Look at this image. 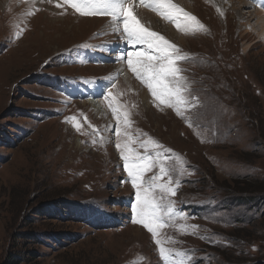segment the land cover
<instances>
[{"label": "rangeland", "instance_id": "1", "mask_svg": "<svg viewBox=\"0 0 264 264\" xmlns=\"http://www.w3.org/2000/svg\"><path fill=\"white\" fill-rule=\"evenodd\" d=\"M195 1L203 31L180 25L178 1L176 22L166 21L185 39L169 41L184 58L174 65L184 70L177 81L188 101L179 115L132 71L148 106L125 88L117 69L127 62L108 49L121 42L109 18L82 23L73 8L45 1L11 0L0 10V264H165L155 239L167 264H264V41L241 38L238 19L226 24L208 1ZM50 7L58 12L46 16ZM140 9L133 15L141 21ZM85 45L110 62L79 61ZM74 77L102 78L107 114L96 119L80 103L94 83L68 91ZM117 126L121 146L127 127L154 156L160 151L153 171L163 161L171 175L160 182L178 189L166 197L173 213L155 238L132 222L136 190Z\"/></svg>", "mask_w": 264, "mask_h": 264}, {"label": "snow or ice", "instance_id": "2", "mask_svg": "<svg viewBox=\"0 0 264 264\" xmlns=\"http://www.w3.org/2000/svg\"><path fill=\"white\" fill-rule=\"evenodd\" d=\"M64 3L71 5L80 15L108 14L114 20L122 17L121 23L123 33L126 34V43L134 48L146 46L143 50L130 51L124 55L123 58L126 59L128 67L136 78L146 85L153 97L161 99L167 103L168 107L175 108L177 115L180 114L178 106L186 104L188 101L183 98L182 86L177 81V73L184 70L174 65L184 58L174 57L173 54L178 52V49L163 35L141 25V21L136 15H133L129 0H64ZM160 3L168 4V0H160ZM56 6L60 7L61 4L57 2ZM168 6L175 8L174 5L168 4ZM185 15L187 16V14ZM190 19L196 22L197 29L203 28L196 17L191 16ZM132 57L137 59L134 61ZM181 79L184 78L181 77ZM170 83L173 86H170ZM112 111L117 116L119 123V113L115 108ZM125 125H127V120H125ZM113 132L117 138L116 147L124 161L125 171L136 190V204L132 209L135 216L132 222L142 224L155 238L157 229L163 226L164 216L173 213L172 203L170 201L166 203V197L168 194L174 195L178 189L170 186L171 181L169 183L160 182L162 176L171 175L170 171L166 170L163 161L159 162L158 171H153L157 168L160 151H156L154 156L152 152L148 151V143L139 137L133 139L134 133L127 127L124 130L125 143L121 146L119 126L115 127ZM151 142L156 145L157 149L163 150V145L154 140ZM135 145L139 147L137 148ZM140 148L145 151L141 153ZM176 183L180 182L176 181ZM154 242L158 246L161 259L167 264L166 250L160 247L162 241L155 239ZM179 264H183V261Z\"/></svg>", "mask_w": 264, "mask_h": 264}, {"label": "bare ground", "instance_id": "3", "mask_svg": "<svg viewBox=\"0 0 264 264\" xmlns=\"http://www.w3.org/2000/svg\"><path fill=\"white\" fill-rule=\"evenodd\" d=\"M30 1H33L36 4L38 1L39 2L45 1L46 3H49L48 5H50L51 3L52 4L57 3L56 0H52V2H49V0H30ZM171 1H174V2L178 1V5H182V7L178 6L179 8H182V9H178L176 6V8L179 10V12L185 17L184 21L182 23H180V25L183 28H185V27L194 28L193 26L196 25V23H194V21H192L190 19V17L195 16V14H194V13H196L195 11H198V9H196L197 7L193 4L196 1L195 0H170V2ZM206 1H208L209 5L213 6V8H215V10L217 12H219V14H220L219 18L222 17L224 19V21L226 22V24L229 21L228 18L230 19L232 16H233V18L238 19V22H237L238 23V30L240 32L241 38H249L252 36V37L256 38V41H255L256 43H262L264 41V11L263 10L256 9V8H253V10L245 9V8H249V2L246 0H206ZM10 2H11V0H0V10L2 12H5L4 8L9 6ZM54 9L52 7H50L48 11L45 10V13L48 12L46 14V16L58 12L57 10H54ZM66 10L67 11L65 12V14L69 13V10L68 9H66ZM176 14H177V12H176ZM185 14H187V16ZM139 16H140L141 22L143 24H145L148 29H155L161 35L166 37V39L168 41L174 42L173 39H175L176 44L179 46V42L183 43V41L185 40L179 36H176V33H175L176 30L173 28V26L171 24L166 22L168 20H171L174 15L170 16L171 18H169V17L168 18H160L152 12H149L145 9H140L139 10ZM81 17H82L81 18L82 23H84L86 21L87 22L88 21L93 22L96 20H97V22H100L101 21L100 19L105 18V17H100V16H88V17L81 16ZM255 19H257V21ZM64 20H65V18H64ZM252 21H254V23ZM25 24H26V22H24V25ZM200 24H202V23H200ZM33 25L34 24L32 23L30 25V28H27L26 34L30 33L28 31L32 30ZM202 29H197V30L201 31ZM198 35L199 34H196L194 36L197 37ZM25 36H23V39H25ZM18 42H20V40ZM27 43L29 44L31 42L25 43L26 48H28ZM16 44H17V42H16ZM117 73H119L121 75V79L123 81L125 88L128 90L137 91L139 93V96L141 97V101H142L143 105L148 106L149 97H148V92L145 90L146 87H141L138 84V82H136V80L132 78L131 70L128 67H126L125 64H123V65H119V67L117 69ZM168 83H169V81H168ZM170 86H171V83H170ZM80 103H82L85 106H88L92 110V114L96 119H98L99 117H102L101 115H103V114H107V109L105 107L104 101L102 99H99V92H96V91L93 92L91 98H88L87 100L82 101ZM106 119H107V116H106ZM134 229L138 230L139 228L136 227ZM141 234L143 235L144 233L141 232ZM143 236L146 238L148 235L146 236L144 234Z\"/></svg>", "mask_w": 264, "mask_h": 264}, {"label": "trees", "instance_id": "4", "mask_svg": "<svg viewBox=\"0 0 264 264\" xmlns=\"http://www.w3.org/2000/svg\"><path fill=\"white\" fill-rule=\"evenodd\" d=\"M241 191H243L244 193H260L257 189H254V188H249L248 186H243L241 187L240 189ZM257 191V192H255ZM258 196H261V199L264 200V194L263 195H258ZM241 198H244V199H241ZM249 198V199H248ZM248 198H245V197H238V200L241 199V200H245V201H252L255 202L256 200L254 199L255 197H248Z\"/></svg>", "mask_w": 264, "mask_h": 264}]
</instances>
